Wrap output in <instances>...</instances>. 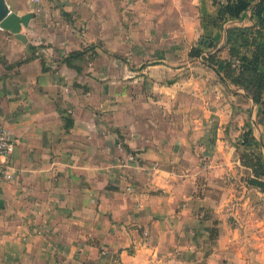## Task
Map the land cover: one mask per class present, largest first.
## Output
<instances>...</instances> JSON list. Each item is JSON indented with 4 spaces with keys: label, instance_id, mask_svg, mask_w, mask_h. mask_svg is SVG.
Instances as JSON below:
<instances>
[{
    "label": "crops",
    "instance_id": "1",
    "mask_svg": "<svg viewBox=\"0 0 264 264\" xmlns=\"http://www.w3.org/2000/svg\"><path fill=\"white\" fill-rule=\"evenodd\" d=\"M5 1L32 17L20 30L25 42L0 27V123L14 144L13 179L0 184V264H264V192L242 185L235 148L247 118L236 99L243 90L234 94L202 67L224 90L217 118L207 109L189 127L144 110L175 105L190 83L205 92L192 78L161 83L181 74L170 66L177 40L187 42V56L202 37L219 47L228 27L252 23L250 11L216 28L206 23L217 14L214 0ZM129 10L154 32L132 33ZM156 41L170 45L145 48ZM96 42L109 54L143 43V59L158 61L134 72L104 55L97 67L98 48L74 60ZM244 99L264 157V127ZM199 154L211 161L201 165ZM200 209L220 231L205 258L211 220Z\"/></svg>",
    "mask_w": 264,
    "mask_h": 264
},
{
    "label": "trees",
    "instance_id": "2",
    "mask_svg": "<svg viewBox=\"0 0 264 264\" xmlns=\"http://www.w3.org/2000/svg\"><path fill=\"white\" fill-rule=\"evenodd\" d=\"M214 3L218 4L217 14L206 19L208 25L222 28L226 21L238 18L244 11H250L252 23L248 26L228 27L225 42L219 47H214L209 38L202 37L190 48L188 56L197 59L200 66L211 71L218 83L225 87L231 86L234 94L237 89H242V95L250 99L256 108L257 123L264 127V0H214ZM85 53L86 51L80 49L73 52L72 56L82 58ZM37 56L34 52L25 55L13 63V66H20ZM150 64L156 62L145 63L141 68ZM182 74L162 80L161 83L169 85L184 76L187 77ZM242 111L247 114V118L235 145L238 160L243 167L239 179L242 185L264 192V157L260 149L261 143L253 133L250 108ZM198 213H202L203 219L211 220L210 226L206 228L208 237L202 255L205 258L216 245L220 232L219 222L206 210L200 209Z\"/></svg>",
    "mask_w": 264,
    "mask_h": 264
},
{
    "label": "rangeland",
    "instance_id": "3",
    "mask_svg": "<svg viewBox=\"0 0 264 264\" xmlns=\"http://www.w3.org/2000/svg\"><path fill=\"white\" fill-rule=\"evenodd\" d=\"M123 12H124V14H128L127 20H128V23L132 26L131 27L132 33L133 32L134 33H137V32L142 33L145 31H149L152 33L154 32L153 25H152V27H148L147 26L148 23H147L143 27V25L140 24L139 20L136 18L137 14L133 10H129L128 13H127V11H123ZM121 13H122L121 10H118V13L116 12V15L114 17L115 21H121V19H122ZM127 20H126V18H124V21H127ZM153 22L155 23L157 21L155 20ZM163 28L164 27H162V32L165 33ZM115 44H117V43H115ZM140 44L143 45V43L131 42L130 43L131 46L127 52L123 53L122 51H119L118 53L109 54L105 43L96 42V43H92V45L91 44L87 45L85 48L83 47L82 49L84 51H86V53L82 56V58H76L74 60L82 63V61L85 59V55L87 54L88 51H96L94 49L98 48L102 52L101 56H103V57L98 55V58L96 60H93L94 66L103 67L105 65V59H106L104 57V55H108V56L114 57L117 60V62H119V63L121 62V63H123V65L125 64L129 70L136 72V71H140L141 65H143L145 63H154V62L158 61L157 57L155 58L153 55H151V58H149L148 60H144L143 54L145 53V51L140 50L141 48L138 49ZM175 44L177 45L176 56H177L178 60L176 59L175 64L173 63V65H170V64L169 65L173 69L179 68L180 69L178 72L179 74L183 73L182 75H187V77L184 76V78H186V80L192 78L193 81L197 80V83L199 82L202 85L204 84L205 92L203 93V89L199 88L200 85H198L196 88H194L196 85L194 83H192V84L190 83L189 85L185 86V89H179L178 90V98L176 100L175 105H172V106L170 105V106L165 107L162 104L160 110L155 108L156 109L155 112L153 111V109L150 106L147 105L146 108L144 109V110H146L145 114L156 113V115H157L158 111H160L161 115H165V116L174 115L177 117L178 120H180L177 124L188 125L189 127H191L190 125H193L192 120L189 117H191L193 115L197 118H200L203 114L207 113V109L211 113V118H213V119L217 118L219 114H222V111L220 109L221 106H227V104L225 103V100L224 101L221 100V98L218 96V93L219 92L221 93L224 90L215 84L214 78H212L210 76L209 71L203 69L202 66H200L198 64V62H193L195 60L188 59V56L184 50L186 45H187V42H184L182 40H177L175 42ZM144 45H145V48L147 50L149 49L152 51L154 49L160 50L161 46L166 48L167 45H170V44L168 42L156 41V42L146 43ZM155 46H156V48H154ZM162 49L163 48H161V50ZM114 54H117L118 56H116ZM191 67H192V70H191ZM191 73L193 74L192 77L190 76ZM137 75L138 74L136 73L135 77H137ZM97 76L102 77V74H100V72H98ZM147 77L148 76H146V78ZM162 79H165V78H162ZM115 80H118L119 82H124V81H127L129 79L128 78L124 79V78H122V76H119ZM130 80H134V78H132ZM150 80H153V79L150 78ZM225 92H227V91L225 90ZM207 97L209 98V100H207L208 99ZM236 99H237V102L239 103V105H241L240 107H243L244 109L250 107V103L247 100H245L244 97H241L238 95V97ZM207 101L209 104L207 103ZM222 101H223V103L221 104ZM244 114H245V112L240 113V115H244ZM185 116L188 117V120H186L187 123H184L185 120H183L185 118ZM257 117L258 116L256 115V119H257ZM174 127H176V125H174ZM197 157H198V161H199V163H201V165L205 164L207 161L208 162L211 161V159H208L207 157L204 158V155H201V154L197 155ZM216 160L221 161L217 157H216L215 161Z\"/></svg>",
    "mask_w": 264,
    "mask_h": 264
},
{
    "label": "water",
    "instance_id": "4",
    "mask_svg": "<svg viewBox=\"0 0 264 264\" xmlns=\"http://www.w3.org/2000/svg\"><path fill=\"white\" fill-rule=\"evenodd\" d=\"M31 13L17 15L11 12L5 0H0V27L12 33L17 39L25 42L26 37L20 32L22 27L27 26L31 19Z\"/></svg>",
    "mask_w": 264,
    "mask_h": 264
},
{
    "label": "built area",
    "instance_id": "5",
    "mask_svg": "<svg viewBox=\"0 0 264 264\" xmlns=\"http://www.w3.org/2000/svg\"><path fill=\"white\" fill-rule=\"evenodd\" d=\"M14 148L11 133L0 123V184L13 179V168L9 156Z\"/></svg>",
    "mask_w": 264,
    "mask_h": 264
}]
</instances>
